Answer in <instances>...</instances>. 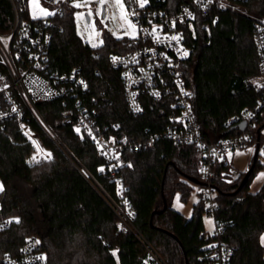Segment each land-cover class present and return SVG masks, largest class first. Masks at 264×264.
<instances>
[{"label": "trees", "instance_id": "trees-1", "mask_svg": "<svg viewBox=\"0 0 264 264\" xmlns=\"http://www.w3.org/2000/svg\"><path fill=\"white\" fill-rule=\"evenodd\" d=\"M167 1L178 8L187 0ZM16 4L20 21L32 19L28 6H22L21 1ZM218 14L210 30L201 21L188 27L191 52L183 62L194 113L210 139L236 133L238 126L233 118L245 107L255 106L260 96L251 84L243 91L230 87L235 76L258 73L251 16L240 10ZM14 21L11 0H0V33H9ZM50 30V72L83 75L90 86L82 89L69 79L64 81L65 94L38 102L37 109L60 140L61 146L30 118L43 144L53 152L50 160L30 162L33 146L17 122L0 121L2 212L19 221L0 232L1 248H16L23 237L36 234L43 240L50 264H143L145 250L141 243L132 233L118 230L116 214L98 185L80 170L84 166L116 196V181L108 175L107 161L98 154L88 134L81 135L72 125L63 123L62 111L69 107L87 110L102 128L114 134H131L145 127L154 131L165 121L164 114L149 109L146 115L134 117L128 111L119 70L109 64L113 53L126 50L123 38L105 34L103 45L90 46L77 34L74 8L69 6L62 14L52 16ZM263 125L264 112L251 131L258 134ZM197 152L190 145L161 139L129 153L131 165L119 169L124 194L135 210L136 226L169 264H196L202 246L209 240L202 217L204 201L194 204L193 214L187 218L169 200L176 191L187 199L193 182L188 177L202 179L195 163ZM261 167L263 163L258 159L249 181L239 191L245 173L231 176L228 160L217 162L209 177L217 190L213 213L216 226L223 229L219 238L234 246L230 264H264L260 240L264 233V185L256 192L250 191ZM163 195L167 200L165 209Z\"/></svg>", "mask_w": 264, "mask_h": 264}, {"label": "built area", "instance_id": "built-area-1", "mask_svg": "<svg viewBox=\"0 0 264 264\" xmlns=\"http://www.w3.org/2000/svg\"><path fill=\"white\" fill-rule=\"evenodd\" d=\"M16 1L28 6V0H11L15 13L14 27L9 33H0V121L14 119L17 122L33 146L29 161L35 163L52 159L53 152L43 144L30 118H34L48 136L61 146L55 131L37 109L38 102L65 94L66 80L74 81L82 89L89 88L90 83L85 76L74 72L61 75L50 72L48 60L53 15L20 21ZM44 1L52 8L54 15L62 14L66 6L73 7L71 0ZM126 2L138 32L132 37H123L126 50L113 53L109 64L119 70L130 114L134 117L144 116L152 109L164 114L165 121L154 131L145 127L134 129L131 134H114L102 128L97 118L87 110L73 107L62 111V121L72 125L75 131L79 129L77 132L81 135L88 134L96 144L98 154L107 161L108 175L116 181V196L105 190L84 166L80 170L93 184L98 185L100 193L116 214L118 230L132 233L141 243L145 250L142 263L169 264L136 226L135 210L124 194L125 186L119 169L131 165L129 153L151 146L158 140L190 145L200 153V180L205 183L201 185L204 187L202 200L208 201V211L214 212L217 203L212 192L217 190L209 180L214 165L227 161L230 151L244 149L257 142V134L251 129L264 112V0H187L178 8L167 0H147L144 7H140L139 0ZM224 10H240L251 16L258 55V73L235 76L230 87L243 91L251 84L260 96L255 106L245 107L233 118L232 122L238 126L236 133L210 139L194 113L192 92L185 79L183 62L191 52L186 32L196 21H201L203 27L210 30L219 19L218 12ZM172 36L179 39L172 40ZM243 122H246L244 129L241 128ZM1 193L0 232L12 227L18 219L3 214ZM222 231V226H216L213 231L205 232L209 240L202 246L196 264H230L234 246L219 238ZM0 264H50V260L42 238L31 234L23 237L16 248L3 250L0 245Z\"/></svg>", "mask_w": 264, "mask_h": 264}, {"label": "rangeland", "instance_id": "rangeland-1", "mask_svg": "<svg viewBox=\"0 0 264 264\" xmlns=\"http://www.w3.org/2000/svg\"><path fill=\"white\" fill-rule=\"evenodd\" d=\"M124 7L121 9L117 6L115 0H106L105 4L98 3V0H71L74 8V24L77 34L83 38L90 46L96 47L104 44L105 34H112L115 37H132L138 32V26L132 16L130 9L127 6L126 0H121ZM80 3L82 7H74ZM37 4L39 6H37ZM28 9L31 17H45L41 9H46L48 12H53L52 8L46 4L44 0H28ZM91 11V15L89 12ZM87 14L90 20H87ZM129 23L135 25V30L129 26ZM263 142L260 148L258 159L263 163V167L257 169L256 174L250 184V191L256 192L264 185V128L262 129ZM255 145H251L244 149H237L228 153V162L231 165V176H236L238 172L244 174L249 168ZM196 166L200 168V153L196 154ZM180 179V178H179ZM178 179V180H179ZM191 183V192L187 199L182 197L180 191H176L174 195L170 194L172 207L180 211L187 218L191 217L194 211V204L202 202L201 192L204 187L200 184ZM213 197H216V191L212 192ZM209 202H204V210L202 217L206 232H211L216 228L214 214L208 211ZM211 221V223H209ZM264 236V233L261 237ZM260 237V240H261ZM262 243V241H261ZM264 246V243H262Z\"/></svg>", "mask_w": 264, "mask_h": 264}, {"label": "water", "instance_id": "water-1", "mask_svg": "<svg viewBox=\"0 0 264 264\" xmlns=\"http://www.w3.org/2000/svg\"><path fill=\"white\" fill-rule=\"evenodd\" d=\"M87 20L89 21L90 18L87 14ZM246 127V122H243L242 125H241V128L244 129ZM264 127V125L262 126ZM260 127L258 129V134H257V142H256V145H255V150H254V154H253V161H252V164L250 165V167L247 169V171L245 172L241 182H240V185L237 189V191H239L245 183H247L250 179V176L252 174V171L254 170L255 168V165H256V162L258 160V156H259V152H260V137H261V128ZM189 180L193 181L194 183H197V184H200V185H203L205 184L204 182H202L201 180L195 178V177H188ZM162 194H163V188H162ZM163 198H164V209L167 207V200L166 198L164 197L163 195Z\"/></svg>", "mask_w": 264, "mask_h": 264}, {"label": "snow or ice", "instance_id": "snow-or-ice-1", "mask_svg": "<svg viewBox=\"0 0 264 264\" xmlns=\"http://www.w3.org/2000/svg\"><path fill=\"white\" fill-rule=\"evenodd\" d=\"M56 2H59V0H56ZM115 2H116V4H117V6H119L121 9H123L124 5H123V3L121 2V0H115ZM98 3H100V4H105V3H106V0H98ZM139 3H140V7H144V5L147 3V0H139ZM37 6H39V5L37 4ZM82 6H86V5H82V4H80V3H77V4L74 5V7H77V8L82 7ZM41 11H42L45 15H54V14H55V13H52V12H48L46 9H41ZM89 15H91V11L89 12ZM133 15H135V13H133ZM129 26H130L131 28H133V30H135V25H132L131 23H129ZM155 31H156V29L154 28V29H153V32H155ZM171 39H172V40H178L179 37H177V36H172ZM93 47H96V45L94 44ZM184 55L186 56V55H187V52H185ZM113 59L115 60L116 58H113ZM82 83H83V82H82ZM77 131H79V129H77ZM50 155H51V154H49V157H50ZM33 159L35 160V157H34ZM101 171H103V169H101ZM0 191H3V185H2V184H0ZM130 214H131V213H130ZM16 222H19L18 219L16 220ZM209 223H211V221H209ZM261 241H262V243H264V236L261 237ZM36 243H39V241H37ZM115 254H116V253L114 252L113 255H115ZM39 259H44V257H40Z\"/></svg>", "mask_w": 264, "mask_h": 264}]
</instances>
